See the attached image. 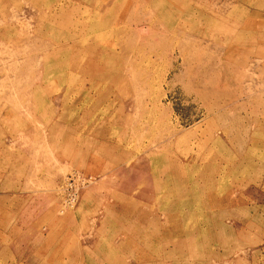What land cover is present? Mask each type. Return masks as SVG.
Returning a JSON list of instances; mask_svg holds the SVG:
<instances>
[{"label": "rangeland", "instance_id": "1", "mask_svg": "<svg viewBox=\"0 0 264 264\" xmlns=\"http://www.w3.org/2000/svg\"><path fill=\"white\" fill-rule=\"evenodd\" d=\"M97 1L0 0V264H264V0Z\"/></svg>", "mask_w": 264, "mask_h": 264}, {"label": "built area", "instance_id": "2", "mask_svg": "<svg viewBox=\"0 0 264 264\" xmlns=\"http://www.w3.org/2000/svg\"><path fill=\"white\" fill-rule=\"evenodd\" d=\"M81 179H83V178L81 177ZM74 184H76L75 179L71 178V180H69L66 185H67V187L72 188L74 186ZM72 199H74V196L72 197Z\"/></svg>", "mask_w": 264, "mask_h": 264}, {"label": "bare ground", "instance_id": "3", "mask_svg": "<svg viewBox=\"0 0 264 264\" xmlns=\"http://www.w3.org/2000/svg\"><path fill=\"white\" fill-rule=\"evenodd\" d=\"M108 0H104V2L102 3V5L97 1L95 4V7L96 6H105L107 4ZM125 6V5H124Z\"/></svg>", "mask_w": 264, "mask_h": 264}]
</instances>
